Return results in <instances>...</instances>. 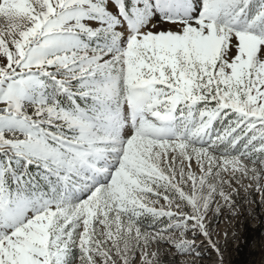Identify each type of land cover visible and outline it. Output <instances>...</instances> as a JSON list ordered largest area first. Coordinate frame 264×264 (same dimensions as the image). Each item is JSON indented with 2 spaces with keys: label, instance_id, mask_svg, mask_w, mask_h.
Returning a JSON list of instances; mask_svg holds the SVG:
<instances>
[{
  "label": "snow or ice",
  "instance_id": "obj_1",
  "mask_svg": "<svg viewBox=\"0 0 264 264\" xmlns=\"http://www.w3.org/2000/svg\"><path fill=\"white\" fill-rule=\"evenodd\" d=\"M252 191L264 0H0V264H224Z\"/></svg>",
  "mask_w": 264,
  "mask_h": 264
},
{
  "label": "rangeland",
  "instance_id": "obj_2",
  "mask_svg": "<svg viewBox=\"0 0 264 264\" xmlns=\"http://www.w3.org/2000/svg\"><path fill=\"white\" fill-rule=\"evenodd\" d=\"M247 200L252 201L249 205L244 202L245 193L241 192L236 197L237 204L243 210V215L230 218L227 213L222 212L220 216L215 217L214 226L221 234L228 233L226 238L221 235L218 239L221 245V251L224 254V264H262L264 261V207L259 203V194L250 192ZM260 216V217H259ZM259 226V231L256 232ZM245 250L240 253L237 246L244 247ZM211 259L206 256L203 264H217V254L210 251ZM170 257H164V264H168ZM187 259H191L188 257Z\"/></svg>",
  "mask_w": 264,
  "mask_h": 264
},
{
  "label": "trees",
  "instance_id": "obj_3",
  "mask_svg": "<svg viewBox=\"0 0 264 264\" xmlns=\"http://www.w3.org/2000/svg\"><path fill=\"white\" fill-rule=\"evenodd\" d=\"M260 217V216H259ZM259 231V226L257 227V229H256V232H258ZM245 248H246V244H244V247L242 248V250H241V248H240V245H238L237 246V250L240 252V253H242L244 250H245Z\"/></svg>",
  "mask_w": 264,
  "mask_h": 264
}]
</instances>
